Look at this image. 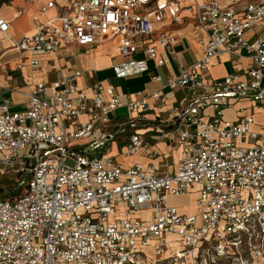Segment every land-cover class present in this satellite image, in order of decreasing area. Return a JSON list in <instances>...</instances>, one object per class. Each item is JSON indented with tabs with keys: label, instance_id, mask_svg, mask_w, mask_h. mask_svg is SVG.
<instances>
[{
	"label": "built area",
	"instance_id": "2783aa9c",
	"mask_svg": "<svg viewBox=\"0 0 264 264\" xmlns=\"http://www.w3.org/2000/svg\"><path fill=\"white\" fill-rule=\"evenodd\" d=\"M50 10L56 15L36 19L34 31L19 37L0 18V32L28 54L33 70L64 46L91 49L118 39L114 76L148 73V61L161 68L167 54H175L177 37L156 35L167 20L175 26L192 20L203 53L166 81L153 74L163 83L160 90H143L126 103L110 79L96 81L91 95L79 89L81 72L31 83L23 110L13 111L8 98L0 102V182L23 186L0 198V264L264 260V120L254 113L257 104L264 115V0H51L38 14ZM223 55L235 56L234 65L248 64L207 80L213 59ZM166 88L179 90L182 99L164 110ZM245 100L252 112L225 119L228 106ZM121 108L127 117L114 122L111 114ZM153 110L165 113L154 121L180 150L174 171L169 154L159 168L124 167L113 156L91 155L119 136L128 137L123 155L137 154L146 141L138 127L152 121ZM68 157L78 164L67 165ZM191 190L197 194L194 214L168 205L169 195ZM140 211L149 216H134Z\"/></svg>",
	"mask_w": 264,
	"mask_h": 264
},
{
	"label": "crops",
	"instance_id": "0c3cea01",
	"mask_svg": "<svg viewBox=\"0 0 264 264\" xmlns=\"http://www.w3.org/2000/svg\"><path fill=\"white\" fill-rule=\"evenodd\" d=\"M49 1L51 0H0V18L10 22V34L12 36L19 37L31 33L35 29L36 19L45 20L56 15L55 10H50L45 16L38 14L39 9ZM57 1L59 4H65L68 0ZM219 1L223 5H229L237 0ZM183 14H186V12H183ZM165 31L173 33L178 41L174 45L175 54L169 53L166 56L167 64L162 67L163 73L150 71L142 75L122 79L116 78L112 69V64L121 60L116 50L118 39L105 42L91 49L64 46L57 53L44 56L42 58V68L33 70L28 62V54L14 48L9 40L10 35L5 36L0 32V102L8 98L11 100V109L13 111L23 110L28 100L27 93L30 90L31 83L39 81L52 82L61 75L81 72V76L77 79L79 89L91 95L92 86L96 81L110 79L120 99L126 103L131 99L137 98L139 92L146 90L145 85H158L160 83L152 79L153 74H161L166 81L170 75L178 74L182 68L192 65L202 56L203 48L200 43L202 34L192 20H187L181 26H175L170 20H167L165 25L157 26L156 35H160ZM11 51L15 53L8 55ZM191 52L192 55L189 56ZM188 57H190L191 61H187ZM234 59H236L235 56L231 55L215 57L206 72L207 80L223 78L231 70H241L248 64V60L243 59L239 64L234 65ZM20 63L23 64L22 67H19ZM101 73L107 75L103 78H98ZM124 86L129 88V90L126 91ZM160 88L159 85L154 92L160 90ZM161 92L168 97L164 110L169 109L182 99V93L179 90L166 88ZM225 111H229L228 108ZM237 112H240V110ZM160 116H165V113L153 110L148 114L152 121L138 127V130L144 134L146 141L144 147L137 154L124 156L123 152L127 147L128 137L119 136L118 139L103 144L91 155L101 156L106 154L113 156L118 158L119 163L124 167L143 163L159 168L165 162V155L169 154V169L174 171L180 158V150L173 146L169 138L163 133V128L154 121ZM237 116L236 113L227 116L225 119L235 120ZM85 118H87L86 115L82 117V119ZM119 119H114L113 121L116 122ZM114 129L116 127L112 126L111 130ZM98 133L97 131L96 134ZM119 142L122 143L121 147H119Z\"/></svg>",
	"mask_w": 264,
	"mask_h": 264
},
{
	"label": "rangeland",
	"instance_id": "374dc122",
	"mask_svg": "<svg viewBox=\"0 0 264 264\" xmlns=\"http://www.w3.org/2000/svg\"><path fill=\"white\" fill-rule=\"evenodd\" d=\"M253 32H254L253 29L247 31L245 33L246 38H250L252 36ZM139 49L141 52V50L143 48L140 47ZM14 53H15L14 51H11L10 53H8V55H11ZM191 55H192V52L189 54V56H191ZM137 56L140 57L141 55H137ZM187 61H191L190 57L187 58ZM148 64L150 67V71L157 72V73H159V72L163 73V68L162 67L158 68V69L155 68L154 62L152 60L148 61ZM106 75L107 74H105V73H101V74H99L98 78H103ZM159 85L161 87L163 85V83L160 82L158 85L147 84V85H145V87L149 93H152V92H154V90L156 88L159 87ZM124 89L126 91L129 90V88H127L126 86H124ZM256 106L259 109V106L257 104H256ZM252 107H253V104L251 103V101H248V100L241 101V102L236 103L234 105L228 106L229 111L224 112V117L226 118L227 116H231V115L236 114V113H237V115L247 114L248 112H252ZM245 108H248V109H245ZM257 108L254 107V113H255L256 119L263 121L264 115L261 113V110H258ZM243 109H245V111ZM238 110H240V112H237ZM212 112H213L212 109L208 110V113L212 114ZM126 115H127V110L125 108H121V109L116 110L114 113H112L111 118L112 119H118V118L124 119V118H126ZM117 141H119V140H117ZM121 146H122V143L119 142V147H121ZM115 159L119 162L118 158H115ZM66 164L69 166L75 167L78 164V162L75 158L68 157L66 159ZM22 190H23L22 185L13 186L12 181H10V180L0 182V198L12 197V196L18 194L19 192H21ZM196 198H197L196 192H193V190H191L190 193H186L183 195H169L167 198V203L170 206L179 207L182 212L194 214L196 212V207H195V199ZM134 216H137L139 218H146L149 216V213L146 211H140V212L135 213ZM150 252H151V250H150ZM151 254H152V252H151ZM151 264H174V262H173L172 258H169V259L164 258V259L159 260V261H152ZM258 264H264V260L259 261Z\"/></svg>",
	"mask_w": 264,
	"mask_h": 264
},
{
	"label": "bare ground",
	"instance_id": "6f19581e",
	"mask_svg": "<svg viewBox=\"0 0 264 264\" xmlns=\"http://www.w3.org/2000/svg\"><path fill=\"white\" fill-rule=\"evenodd\" d=\"M10 37V36H9Z\"/></svg>",
	"mask_w": 264,
	"mask_h": 264
}]
</instances>
